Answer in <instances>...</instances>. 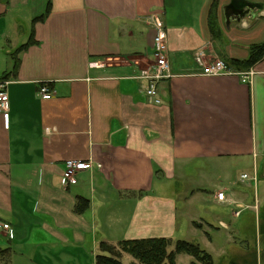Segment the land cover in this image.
<instances>
[{
  "label": "crops",
  "instance_id": "0c3cea01",
  "mask_svg": "<svg viewBox=\"0 0 264 264\" xmlns=\"http://www.w3.org/2000/svg\"><path fill=\"white\" fill-rule=\"evenodd\" d=\"M205 1L0 0L8 95L0 106V220L14 232L0 248L10 249L9 264H94L100 243L204 225L209 241L219 228L264 232V58L249 83L203 73L217 59L250 69L229 60H246L264 42V10L226 24L230 0H218L228 42L217 46L213 0ZM156 21L171 73L158 84L159 103L140 77L153 62ZM42 84L51 98L39 94ZM73 159L92 168L65 186L64 162ZM78 196L89 200L82 214L74 212Z\"/></svg>",
  "mask_w": 264,
  "mask_h": 264
},
{
  "label": "trees",
  "instance_id": "16d2710c",
  "mask_svg": "<svg viewBox=\"0 0 264 264\" xmlns=\"http://www.w3.org/2000/svg\"><path fill=\"white\" fill-rule=\"evenodd\" d=\"M218 0H213L208 13L209 29L213 35L219 34V28L215 18V10ZM49 6L46 11L48 12ZM28 43H32L30 38ZM249 56L246 60H233L231 64H245V67H251L256 62L264 58V43L253 44L249 49ZM89 208V200L78 196L74 205V212L82 214ZM172 244V240L166 237H151L137 239H123L115 245L110 243H100V254L95 256L94 264H124L121 260L122 253L130 255L134 261L129 264H176V254L184 253L194 258L192 264H213L212 256L209 252L203 249L198 243L190 242L184 239H179L174 242V249L168 250ZM118 249V250H117ZM9 248H0V264H9ZM261 255V263L263 260Z\"/></svg>",
  "mask_w": 264,
  "mask_h": 264
},
{
  "label": "built area",
  "instance_id": "2783aa9c",
  "mask_svg": "<svg viewBox=\"0 0 264 264\" xmlns=\"http://www.w3.org/2000/svg\"><path fill=\"white\" fill-rule=\"evenodd\" d=\"M156 35L154 37L153 49V62L146 68L140 70V77L144 78L147 82L146 95L153 98L155 103H159L157 98V87L161 80L171 77L170 64L166 56V36L164 27L161 22H155ZM203 73L206 75H237L241 78L243 83H249L254 74L253 69L250 67L247 71L239 72L227 66L225 62L220 59L214 60L211 64L204 67ZM39 94L43 99H49L52 96V90L45 84L39 86ZM8 101L6 91V82L0 80V106H5ZM100 167V164L97 165ZM92 164L89 160H67L64 162L62 171V184L65 186L75 184L77 181V174L80 171L90 170ZM242 177H247L243 174ZM216 198L220 202L226 201V196L223 191L216 194ZM240 211H235L234 215L238 216ZM223 225V224H222ZM226 227L225 225H223ZM14 232L9 222L0 220V238L5 237L12 239Z\"/></svg>",
  "mask_w": 264,
  "mask_h": 264
},
{
  "label": "rangeland",
  "instance_id": "374dc122",
  "mask_svg": "<svg viewBox=\"0 0 264 264\" xmlns=\"http://www.w3.org/2000/svg\"><path fill=\"white\" fill-rule=\"evenodd\" d=\"M251 1L264 2V0H251ZM217 3L219 5V1ZM207 5H209V0L205 1V8H207ZM244 18L247 19L248 17H244ZM240 22L241 21H239V23ZM218 28H219L218 30L219 34L217 35V37L220 38V41L216 42L217 46H219V44L220 45L225 43L227 44L228 40L226 39V37H223L224 28L220 25ZM229 62L232 61L229 60ZM147 66L148 64L147 65L145 64L144 68H146ZM248 164L250 169L253 164L251 159L248 160ZM244 170L247 171L246 172L247 174H249L246 168ZM236 173L239 172L232 171L233 175H235ZM251 188L252 189L248 191L250 193L254 192L255 194V187L253 186ZM206 228L208 227L204 225V227L201 229H194V228H192L193 230L190 229V233L187 232L183 234L177 233L175 235L169 236L171 237L170 239L172 240V244L169 246L168 250L174 249V242L176 240L184 239L190 242L198 243L203 249L209 252L212 256L213 264H260V261L256 260V258H260V253H263L264 251V232L262 231L261 233H259L255 224H253V226H246L243 229V231L238 234H232L231 230H225L219 228V230L213 231L211 241H209L204 235L205 234L204 230H206ZM5 242L6 241H2L1 239L0 245H5ZM245 254L249 256L248 259L243 258ZM121 260L124 264H129L130 262L134 261V259L130 255L125 253H122ZM263 261H264V254H263ZM175 262L176 264H192L194 262V258L187 254L179 253L176 254ZM80 263L90 264V261L87 263L86 261L82 260ZM196 264H201V263L196 262Z\"/></svg>",
  "mask_w": 264,
  "mask_h": 264
},
{
  "label": "water",
  "instance_id": "95a60500",
  "mask_svg": "<svg viewBox=\"0 0 264 264\" xmlns=\"http://www.w3.org/2000/svg\"><path fill=\"white\" fill-rule=\"evenodd\" d=\"M264 10V2L251 0H230L223 6V16L226 24L230 21H240L245 16L254 17V10ZM257 15V14H256Z\"/></svg>",
  "mask_w": 264,
  "mask_h": 264
}]
</instances>
